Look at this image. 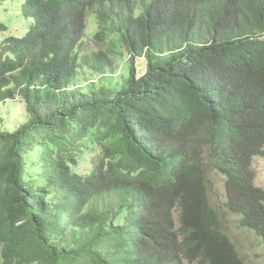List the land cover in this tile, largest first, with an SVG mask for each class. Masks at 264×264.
<instances>
[{
    "label": "trees",
    "instance_id": "trees-1",
    "mask_svg": "<svg viewBox=\"0 0 264 264\" xmlns=\"http://www.w3.org/2000/svg\"><path fill=\"white\" fill-rule=\"evenodd\" d=\"M10 1L0 104L28 121L0 126V264H247L206 175L264 240V0Z\"/></svg>",
    "mask_w": 264,
    "mask_h": 264
},
{
    "label": "rangeland",
    "instance_id": "rangeland-1",
    "mask_svg": "<svg viewBox=\"0 0 264 264\" xmlns=\"http://www.w3.org/2000/svg\"><path fill=\"white\" fill-rule=\"evenodd\" d=\"M3 13L0 18L10 15L12 9L19 8L21 3H13L12 1L3 2ZM5 6L8 12L4 11ZM87 12V29L86 35H90L98 28L99 22L94 18L95 15H89ZM89 15V16H88ZM96 17V16H95ZM16 30L20 32L24 30L21 25L15 26ZM18 34V33H17ZM90 49L93 45L89 44ZM88 47V48H89ZM139 72H142L145 66L143 60L137 61ZM126 61H118L116 70L113 71L116 75L127 73ZM83 78H88L90 81H98V76L90 75V73H83ZM88 81L80 82L77 86L86 88L89 86ZM76 85V84H73ZM72 85V86H73ZM26 112V102L17 95L16 99L6 101L0 104V126L9 130H17L22 124L28 121ZM250 169L254 172V183L264 189V156L253 157ZM226 177L216 170H209L206 175V180L209 189V196L212 206L217 210L219 219L221 220L222 229L229 235L232 241L236 244L242 258L247 264H264V240L259 237L258 233L243 224V217L240 214L232 212L227 206V192L225 187ZM176 215V214H175ZM176 217V216H175ZM186 264H189L186 262ZM197 264V263H194Z\"/></svg>",
    "mask_w": 264,
    "mask_h": 264
},
{
    "label": "clouds",
    "instance_id": "clouds-1",
    "mask_svg": "<svg viewBox=\"0 0 264 264\" xmlns=\"http://www.w3.org/2000/svg\"><path fill=\"white\" fill-rule=\"evenodd\" d=\"M263 38H264V35H263ZM18 95V94H17ZM17 95H16V97H17ZM16 97L15 98H13L12 100H14V99H16ZM262 157V156H261Z\"/></svg>",
    "mask_w": 264,
    "mask_h": 264
}]
</instances>
